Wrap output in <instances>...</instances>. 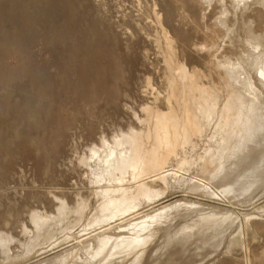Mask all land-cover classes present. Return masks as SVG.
I'll list each match as a JSON object with an SVG mask.
<instances>
[{
    "label": "rangeland",
    "instance_id": "obj_1",
    "mask_svg": "<svg viewBox=\"0 0 264 264\" xmlns=\"http://www.w3.org/2000/svg\"><path fill=\"white\" fill-rule=\"evenodd\" d=\"M158 17L179 61L197 69L208 86L222 81L218 62L238 61L250 35L264 37V0L238 8L234 0H0V234L10 243L9 250L0 248V264H57L76 250L84 256V246L97 248L96 236L81 242L92 231L83 229L97 200L78 156L102 137L137 126L134 112L143 116L142 108L156 98L166 109ZM199 145L195 155L203 153L204 143ZM185 190L145 204L112 230L177 202L197 203L203 214L259 220L249 225L243 245L230 248L234 236L243 239L239 224L218 238L203 229L190 239L192 230L182 228L194 225L201 212L181 211L161 227L141 264H264L262 187L232 205ZM81 198L90 204L84 219L69 214L63 226L52 225L54 238L27 255L35 234L32 214L56 216L59 199L73 210ZM66 226L72 230L65 232ZM7 254L16 259L7 261Z\"/></svg>",
    "mask_w": 264,
    "mask_h": 264
},
{
    "label": "bare ground",
    "instance_id": "obj_2",
    "mask_svg": "<svg viewBox=\"0 0 264 264\" xmlns=\"http://www.w3.org/2000/svg\"><path fill=\"white\" fill-rule=\"evenodd\" d=\"M249 1L234 0L236 8ZM158 23L161 36L157 43L166 66V109L158 106L156 98L153 105L142 108L143 116L134 112L137 126L120 129L111 138L104 136L99 145L77 155V164L87 171L97 200L83 229L92 231L81 242L96 236L98 246H84V256L80 250L67 253L57 264H141L161 227L169 226L181 211L201 212L194 225L182 228L192 230L186 236L190 239L203 229L212 230L213 238H218L239 224L237 237L243 239L234 236L230 248L236 243L243 245L249 225L259 220L247 214L242 220L233 212L203 214L197 203L177 202L112 230V224L138 213L145 204L164 200L175 189L185 188L230 205L240 197L250 198L260 187L264 189V90L255 81L264 89V37L250 35L247 51L238 61L218 62L215 68L222 72V81L208 86L197 69L179 61L173 37L159 17ZM220 23L228 35L230 29L223 20ZM200 141L203 153L195 155ZM59 201L56 216L32 214L35 234L26 247L27 255L41 242L54 238L52 225L63 226L71 213L81 222L90 207L83 198L73 210ZM70 226L63 227L64 231L70 232ZM8 244L9 239L0 234V248L9 250ZM12 258L7 254V261L16 259Z\"/></svg>",
    "mask_w": 264,
    "mask_h": 264
}]
</instances>
